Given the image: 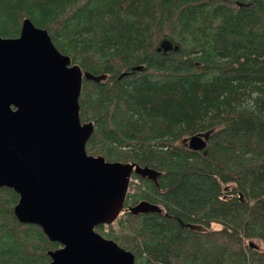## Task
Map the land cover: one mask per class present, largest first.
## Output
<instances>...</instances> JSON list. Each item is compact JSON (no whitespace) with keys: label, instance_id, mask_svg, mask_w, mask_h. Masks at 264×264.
<instances>
[{"label":"trees","instance_id":"obj_1","mask_svg":"<svg viewBox=\"0 0 264 264\" xmlns=\"http://www.w3.org/2000/svg\"><path fill=\"white\" fill-rule=\"evenodd\" d=\"M24 19L107 76L79 98L88 154L160 173L134 174L125 203L158 211L96 231L135 264H264V0H0L1 37ZM207 132L202 151L183 142ZM18 200L0 188V264H49L60 245L18 221Z\"/></svg>","mask_w":264,"mask_h":264},{"label":"water","instance_id":"obj_2","mask_svg":"<svg viewBox=\"0 0 264 264\" xmlns=\"http://www.w3.org/2000/svg\"><path fill=\"white\" fill-rule=\"evenodd\" d=\"M177 49L164 39L157 51ZM106 78L82 70L29 19L18 37L0 36V188L18 195L14 214L20 223L39 226L59 243L48 253L49 264H135L132 252L96 227L128 212L158 211L147 202L125 205L133 175L157 183L158 171L87 152L95 127L81 121L79 98L84 80ZM209 137L198 133L183 142L202 151Z\"/></svg>","mask_w":264,"mask_h":264},{"label":"rangeland","instance_id":"obj_3","mask_svg":"<svg viewBox=\"0 0 264 264\" xmlns=\"http://www.w3.org/2000/svg\"><path fill=\"white\" fill-rule=\"evenodd\" d=\"M133 187H134V184H133ZM133 187L129 189L130 192H132L131 189H133ZM120 217H121V216H120ZM253 242L256 243V244H258L261 248H263V245H262L260 242H257V241H256V242L253 241Z\"/></svg>","mask_w":264,"mask_h":264},{"label":"built area","instance_id":"obj_4","mask_svg":"<svg viewBox=\"0 0 264 264\" xmlns=\"http://www.w3.org/2000/svg\"><path fill=\"white\" fill-rule=\"evenodd\" d=\"M137 182H138V179H133V178H132V179H131V183H130V185H131V184H137ZM129 189H130V188H129Z\"/></svg>","mask_w":264,"mask_h":264},{"label":"bare ground","instance_id":"obj_5","mask_svg":"<svg viewBox=\"0 0 264 264\" xmlns=\"http://www.w3.org/2000/svg\"><path fill=\"white\" fill-rule=\"evenodd\" d=\"M79 65V64H78ZM84 70V69H83ZM124 163H126V162H124ZM147 202V201H146Z\"/></svg>","mask_w":264,"mask_h":264}]
</instances>
